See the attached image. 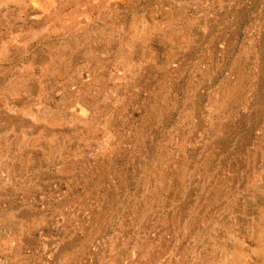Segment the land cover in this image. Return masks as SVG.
Segmentation results:
<instances>
[{
	"label": "rangeland",
	"instance_id": "rangeland-1",
	"mask_svg": "<svg viewBox=\"0 0 264 264\" xmlns=\"http://www.w3.org/2000/svg\"><path fill=\"white\" fill-rule=\"evenodd\" d=\"M0 247L264 264V0H0Z\"/></svg>",
	"mask_w": 264,
	"mask_h": 264
},
{
	"label": "bare ground",
	"instance_id": "bare-ground-1",
	"mask_svg": "<svg viewBox=\"0 0 264 264\" xmlns=\"http://www.w3.org/2000/svg\"><path fill=\"white\" fill-rule=\"evenodd\" d=\"M2 244H3V243H2ZM5 244H6V243H5ZM6 245H7V244H6ZM7 246H8V245H7ZM7 246H6V247H7ZM3 247H4V246H3ZM6 247H5V248H6ZM0 249H1V247H0ZM5 250H6V249H5ZM0 252H1V251H0ZM7 252H9V251H7ZM2 253H3V252H2ZM7 254H8V253H7ZM9 262H10V261H9ZM9 262H8V263H9ZM11 263H12V262H11Z\"/></svg>",
	"mask_w": 264,
	"mask_h": 264
}]
</instances>
